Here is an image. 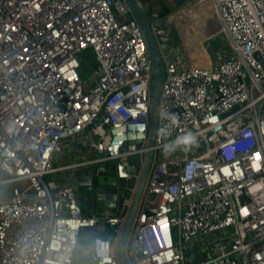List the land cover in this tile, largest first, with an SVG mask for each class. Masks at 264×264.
I'll use <instances>...</instances> for the list:
<instances>
[{"label":"built area","instance_id":"1","mask_svg":"<svg viewBox=\"0 0 264 264\" xmlns=\"http://www.w3.org/2000/svg\"><path fill=\"white\" fill-rule=\"evenodd\" d=\"M209 1L228 49L206 65L170 51L169 16L149 14L153 36L166 38L164 81L128 264H264V0ZM149 82L124 0H0V264H77L86 232L89 264H118L148 150ZM185 131L197 145L165 155ZM85 168L116 178L92 186V215L74 183ZM60 172L73 184L45 181Z\"/></svg>","mask_w":264,"mask_h":264},{"label":"water","instance_id":"2","mask_svg":"<svg viewBox=\"0 0 264 264\" xmlns=\"http://www.w3.org/2000/svg\"><path fill=\"white\" fill-rule=\"evenodd\" d=\"M125 4L131 11L139 30L144 38L146 44V50L149 60V105H150V129L149 138L147 143V152L145 154V160L141 172L133 191V195L130 201L129 208L126 212L124 222L121 226L120 233L117 239L115 253L118 264H128L124 253L125 243L127 241L132 222L140 201L141 193L144 187V183L149 171L151 164L153 151L152 147L154 145L156 122H157V108L158 101L160 98V92L162 84L164 81V67L162 60L160 58V53L158 50V45L164 44L166 38L163 36H153L150 26H149V14L147 13L141 0H124ZM137 156L130 157L128 159L130 164L137 162ZM95 168H85L79 169L74 172V181L76 185L82 189V191H87V196L82 202V207L86 215L94 214L95 210V198L89 196V192L92 186H115L116 178L113 175L99 174L95 176ZM91 180V182H87ZM104 207L113 208L115 207V202L112 200V196L107 197L104 203ZM88 230V229H87ZM86 236L90 237V233H80V237ZM186 260L190 258L189 255H185Z\"/></svg>","mask_w":264,"mask_h":264},{"label":"rangeland","instance_id":"3","mask_svg":"<svg viewBox=\"0 0 264 264\" xmlns=\"http://www.w3.org/2000/svg\"><path fill=\"white\" fill-rule=\"evenodd\" d=\"M194 0H191L190 2H188L186 5H184L182 8H180L179 10L185 8L186 6H189L191 2H193ZM179 10L175 11L174 13L170 14V16H172L173 14H175L176 12H178ZM210 14H213V18H215L214 13L212 12V10H210ZM170 21V19H169ZM191 20L189 19H184L182 20V24L183 25H191ZM172 24V23H171ZM200 25H202V23L200 22ZM173 27L170 28V39L168 41V47L171 49L170 51H172L173 53L176 54V56H178L179 58H181L184 62L186 63H193V64H198V65H206L207 64V58H209L210 60H212L213 58V54L219 50H226L228 49L226 47V43L224 41V37L222 35V33L220 32L219 29V25H216V31L217 33L214 34L213 36H211L210 38L207 39H202L200 40L199 37L197 36L196 32L194 31V29L191 27L190 28V32L191 34L194 36V38H191L189 40V44H190V52L187 53L186 52V48L184 45L183 40L180 38V35L178 33V31L174 28V25H171ZM203 49H202V48ZM203 52L206 53V57L203 56ZM91 59L92 56L88 53L85 54L84 56V62L86 63L87 67L83 68V72H85V70H92V65L91 63ZM80 156H76L74 155L73 157L70 156V158L67 156L63 161L65 163H71L77 160H80ZM98 167V165L96 166ZM72 172H60V173H56L54 175L51 176H47L45 178V181H47L48 183L50 181H61L63 182L65 179L68 178V176L71 174ZM73 174V173H72ZM83 195L86 196L87 195V191H82ZM89 196L92 198L94 196V189L92 188L91 191L89 192ZM83 205V204H81ZM204 245L207 244V241L204 240ZM92 244V237H86V236H82L80 237V246L79 248H77L76 253H75V263L79 264V263H83V264H89L88 259L86 258V255L88 253V249L90 248ZM199 245V244H198ZM197 246V245H195Z\"/></svg>","mask_w":264,"mask_h":264},{"label":"crops","instance_id":"4","mask_svg":"<svg viewBox=\"0 0 264 264\" xmlns=\"http://www.w3.org/2000/svg\"><path fill=\"white\" fill-rule=\"evenodd\" d=\"M148 14H158L161 18H166L170 14L182 8L191 0H141ZM206 4L202 0H194L189 6L179 10L175 14L169 17L170 22L174 25V28L178 31L180 38L183 40L186 52H190V44L188 43L194 36L190 32L192 27L196 32L200 40L207 39L217 33V22L212 20L207 14ZM190 19L191 25H183L182 20ZM200 22L202 25H200ZM171 24L168 26L169 34ZM171 37V36H170ZM202 48V47H201ZM203 49V48H202ZM203 56L206 57V53L203 52ZM69 179V181H68ZM73 179L70 175L65 179L62 184H73ZM75 183V182H74ZM80 195H83L80 193Z\"/></svg>","mask_w":264,"mask_h":264},{"label":"clouds","instance_id":"5","mask_svg":"<svg viewBox=\"0 0 264 264\" xmlns=\"http://www.w3.org/2000/svg\"><path fill=\"white\" fill-rule=\"evenodd\" d=\"M165 119H170L173 122L175 121V117L170 116L167 112L164 113ZM198 143V138L195 133L192 131H185L180 135H177L170 142L164 143L162 151L165 155H170L177 150L180 151H188Z\"/></svg>","mask_w":264,"mask_h":264},{"label":"bare ground","instance_id":"6","mask_svg":"<svg viewBox=\"0 0 264 264\" xmlns=\"http://www.w3.org/2000/svg\"><path fill=\"white\" fill-rule=\"evenodd\" d=\"M202 2L206 4V8H207L206 11H207L208 16L212 20H215L217 22L216 18H213V14H210V5H211V2L209 0H202ZM217 24H218V22H217Z\"/></svg>","mask_w":264,"mask_h":264},{"label":"trees","instance_id":"7","mask_svg":"<svg viewBox=\"0 0 264 264\" xmlns=\"http://www.w3.org/2000/svg\"><path fill=\"white\" fill-rule=\"evenodd\" d=\"M79 192H80L81 194H83L81 188H79ZM82 212H83L84 215H86L85 212H84V209H83V208H82Z\"/></svg>","mask_w":264,"mask_h":264}]
</instances>
